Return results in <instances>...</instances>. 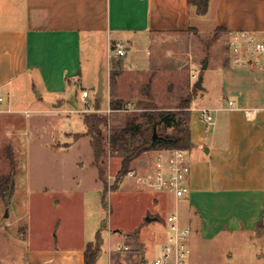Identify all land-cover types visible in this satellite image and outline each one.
Wrapping results in <instances>:
<instances>
[{
  "label": "crops",
  "instance_id": "0c3cea01",
  "mask_svg": "<svg viewBox=\"0 0 264 264\" xmlns=\"http://www.w3.org/2000/svg\"><path fill=\"white\" fill-rule=\"evenodd\" d=\"M206 17L212 42L211 51L205 53L197 40L204 38ZM217 28L223 31L213 37ZM231 31L262 36L264 0H208L203 16L187 0H0V117L9 126L8 122H18L16 113H25L38 99L45 105L76 90L87 91V102L95 104V98L90 99L92 75L106 63V109L100 108V101L96 107L103 114L110 109V72L117 61L110 56L112 43H121L125 51L119 58L121 75L116 77L115 91L127 107L140 97L141 86L148 81L157 106L176 100L182 88L180 71H190L191 63L203 65L204 71L219 75L220 83L211 94L210 82L203 88L201 78V88L192 97L188 125L192 147L187 151L190 192L179 203L180 222L190 228L191 243L213 242L222 235L254 237L253 245L259 250L253 253L254 262L264 264V72L236 68L229 56L223 57L218 46ZM138 50H145L146 56L136 61ZM29 90L36 95L29 96ZM202 109L213 111L211 125L201 119ZM19 135L26 138L29 131ZM72 181L79 186L80 180ZM56 185H51L56 192L67 189L62 180ZM94 186L103 190L98 172ZM143 216L129 233L96 231L97 225L91 226L90 236L99 232L103 244L106 232L108 243L116 244V250L109 246L106 253L101 247L94 264H145L141 232L148 223ZM1 218L0 264H85L89 239L35 246L25 228L17 233L23 227H14L18 218ZM137 229L138 235H129ZM159 236L164 240V229ZM134 239L141 253L117 250L130 248Z\"/></svg>",
  "mask_w": 264,
  "mask_h": 264
},
{
  "label": "rangeland",
  "instance_id": "374dc122",
  "mask_svg": "<svg viewBox=\"0 0 264 264\" xmlns=\"http://www.w3.org/2000/svg\"><path fill=\"white\" fill-rule=\"evenodd\" d=\"M204 23H207L203 28L204 38L197 40L201 41L203 52L206 49L210 50L212 42L210 41V18L206 17ZM198 46L197 44V48ZM218 48L221 49L223 57L228 59L229 51L227 40L224 37ZM137 52L139 53H137L136 61L145 58V50ZM105 65L106 63L102 64L100 68L103 69L102 73L98 70L92 75L93 86L90 89L92 101L101 77L104 86V98L100 100L102 110L106 109ZM202 68L201 64L191 63L190 71H180L181 91L176 95L177 99L168 104L157 106L152 97L151 81L144 83L141 86L142 90L140 89V94L141 92L142 94L128 106L129 111L112 112L109 115L107 127L102 128L104 138L108 136L110 129L123 126L128 116L142 112L148 100L143 93L148 90V86L151 93L150 99L158 108L179 112L182 116L188 113L191 106L188 112L179 107L185 104L187 99L192 101L193 95L199 92L193 83L190 84L193 80L192 75L195 74L197 78L191 81L194 84L199 79H203V88H206L207 83L210 82L208 90L211 94L219 87V75L212 71L206 72ZM172 89L168 91H174ZM80 94L81 91L76 90L66 99L45 105L42 98L38 99L39 103L29 105L25 113L14 115L18 118V122L17 119L14 120L13 125L10 122H8L9 126L5 125L7 123L4 121V116L0 117V177L10 172L11 165L8 158L11 157L14 162L15 181L14 194L9 204L0 199V217L10 221L18 218L19 221L14 227H23L17 228V233L21 234L25 228L29 242L40 246L43 243L60 244L70 243L72 240L74 242L84 241V239L94 242L96 233L91 232V236L89 235L93 225H97L96 231L101 228L106 231L107 228L129 233L140 223L142 215L145 220L149 214H157L159 218L145 224L141 232V239L145 241V256L150 262L159 255L160 244L163 240L159 235L164 229V219L173 211V199L165 193L144 189L133 178L125 177L126 175L122 177L117 188L110 189L120 167V159L111 157L107 152L103 158L102 167L105 171L104 181L108 189L104 192L105 205L101 204L103 190L97 191L94 186L97 169L93 165L89 138L85 135L74 138L75 134L86 132L83 115L90 114V112L83 111L86 108L91 110L97 106L90 101L85 104ZM30 95L36 94L29 90ZM43 98L45 99V96ZM200 102L198 104L205 105ZM192 114L195 113L192 112ZM100 115L103 116L102 113ZM24 129L29 131V136L26 138L19 135ZM7 130H11L14 135L13 133L6 135ZM161 133L174 134L175 130L172 128L164 130L159 127L158 134ZM151 158V152L142 154L132 162L129 170L145 171L150 166ZM73 179L80 180L79 186L72 181ZM61 180L67 189L65 188V192H56L51 185L55 188ZM104 237L101 246L103 252L106 253L109 246L116 250V244L108 243L106 232ZM238 237H240L239 240ZM130 242L131 251L142 252V247L135 239ZM253 243L255 244V238L249 239L245 235H222L216 241L203 244L195 241L191 243L189 240L191 264H255L253 253L259 250ZM262 252L264 253V244Z\"/></svg>",
  "mask_w": 264,
  "mask_h": 264
},
{
  "label": "trees",
  "instance_id": "16d2710c",
  "mask_svg": "<svg viewBox=\"0 0 264 264\" xmlns=\"http://www.w3.org/2000/svg\"><path fill=\"white\" fill-rule=\"evenodd\" d=\"M188 5L195 8L196 14L203 16L208 11V0H187ZM215 37H218L222 33L221 28L215 30ZM121 72V62L115 61L113 63V69L110 72V102L109 108L112 111L121 109L125 104L120 100L115 91L116 77ZM147 88V87H146ZM147 97V102L142 108L140 114H133L128 116L125 123L121 127L110 129V132L106 138L102 134V128L107 127L108 118L97 114L83 115V122L86 127L85 136L89 138V144L93 153V165L98 172V178L103 184L102 204L104 203V192L107 191V184L104 181L105 171L102 167L103 158L110 153L111 157H117L120 159V167L117 171V175L110 189L118 187L121 183L122 177L126 175L134 160L139 158L144 153H150L156 149H183L188 151L192 144L190 142L189 133V112L191 100L187 99L185 104L179 108L186 109L188 113L179 114L170 110H164L158 108L150 99L151 93L148 86V90L144 93ZM101 99H95V104L99 107V101ZM167 130L172 128L175 130L174 134H158V128ZM156 131L157 138L152 140L153 131ZM80 137L79 134H75V139ZM11 170L6 176L0 177V199L9 204L15 190L14 171H13V158L9 157ZM139 230H135L129 235H138ZM102 246V239L99 232L96 233L94 242H90L86 245L84 251L85 264H94L100 249Z\"/></svg>",
  "mask_w": 264,
  "mask_h": 264
},
{
  "label": "built area",
  "instance_id": "2783aa9c",
  "mask_svg": "<svg viewBox=\"0 0 264 264\" xmlns=\"http://www.w3.org/2000/svg\"><path fill=\"white\" fill-rule=\"evenodd\" d=\"M227 48L229 60L236 68H256L264 72V34L258 36L250 31H231L228 33ZM125 55L121 43H112L110 56L114 60ZM196 78V75H192ZM80 97L86 104L87 91H81ZM3 97L0 94V104ZM232 104L231 102L229 103ZM124 105L117 111L107 109L103 116L109 118L112 112H127ZM83 112L100 115L98 108L85 109ZM201 119L208 125L213 123V111L202 109ZM150 166L142 172L129 170L125 177L133 178L146 190L157 191L170 195L174 201L173 211L164 219L165 236L160 246L159 255L145 264H188L191 250L189 240L191 230L180 222L178 206L182 199L190 192L189 177L191 172L187 151L183 149H156L152 152ZM117 250L128 251V247Z\"/></svg>",
  "mask_w": 264,
  "mask_h": 264
},
{
  "label": "water",
  "instance_id": "95a60500",
  "mask_svg": "<svg viewBox=\"0 0 264 264\" xmlns=\"http://www.w3.org/2000/svg\"><path fill=\"white\" fill-rule=\"evenodd\" d=\"M195 88L196 89H200L201 88V80L200 79L195 84ZM102 95H103V85H102V78L100 77L99 81H98L97 90H96V93L94 95V98L95 99H101ZM156 138H157V134H156V131L154 130L153 134H152V140L154 141V140H156ZM153 220H155V218L147 217L145 219V222L149 223V222H151Z\"/></svg>",
  "mask_w": 264,
  "mask_h": 264
},
{
  "label": "bare ground",
  "instance_id": "6f19581e",
  "mask_svg": "<svg viewBox=\"0 0 264 264\" xmlns=\"http://www.w3.org/2000/svg\"><path fill=\"white\" fill-rule=\"evenodd\" d=\"M250 117H251V115H250ZM253 118V117H252Z\"/></svg>",
  "mask_w": 264,
  "mask_h": 264
}]
</instances>
